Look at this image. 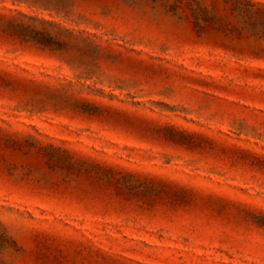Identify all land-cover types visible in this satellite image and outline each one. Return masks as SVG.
Wrapping results in <instances>:
<instances>
[{"label": "rangeland", "instance_id": "374dc122", "mask_svg": "<svg viewBox=\"0 0 264 264\" xmlns=\"http://www.w3.org/2000/svg\"><path fill=\"white\" fill-rule=\"evenodd\" d=\"M0 264H264V0H0Z\"/></svg>", "mask_w": 264, "mask_h": 264}]
</instances>
